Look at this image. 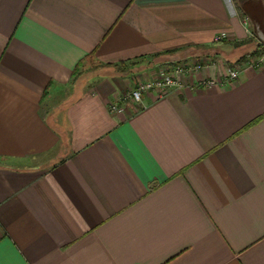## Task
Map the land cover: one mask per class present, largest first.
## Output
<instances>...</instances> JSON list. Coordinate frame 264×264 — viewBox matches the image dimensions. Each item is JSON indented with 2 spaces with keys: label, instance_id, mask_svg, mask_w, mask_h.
<instances>
[{
  "label": "crops",
  "instance_id": "obj_1",
  "mask_svg": "<svg viewBox=\"0 0 264 264\" xmlns=\"http://www.w3.org/2000/svg\"><path fill=\"white\" fill-rule=\"evenodd\" d=\"M256 27L264 0H0V264H264Z\"/></svg>",
  "mask_w": 264,
  "mask_h": 264
},
{
  "label": "built area",
  "instance_id": "obj_2",
  "mask_svg": "<svg viewBox=\"0 0 264 264\" xmlns=\"http://www.w3.org/2000/svg\"><path fill=\"white\" fill-rule=\"evenodd\" d=\"M248 23L244 22L246 26ZM225 39V35L217 36L214 40L215 43H219ZM260 39V38H259ZM262 40V39H261ZM260 48L262 49V55L253 62H247L246 67L257 68L264 62V40L259 41ZM203 68V64L196 63L192 66L178 65L170 69V71H161L154 78L146 81H138L133 89L126 93L123 97L116 100V102L109 103V111L114 113L118 110L119 104L123 100H129L134 104H140L142 97L145 93H155L159 98L165 97L168 92L179 85L178 78L184 74L196 73ZM238 77V71L228 68L224 79L221 77L216 79H205L199 82L200 86H223L229 81H233Z\"/></svg>",
  "mask_w": 264,
  "mask_h": 264
},
{
  "label": "rangeland",
  "instance_id": "obj_3",
  "mask_svg": "<svg viewBox=\"0 0 264 264\" xmlns=\"http://www.w3.org/2000/svg\"><path fill=\"white\" fill-rule=\"evenodd\" d=\"M254 41L256 42V43H259V41L258 40H256L255 38H254ZM258 50V54L254 57V58H251V59H249L247 62H253L254 60H256L257 58H259L261 55H262V49L260 48V44L258 45V47L256 48V51ZM255 52V51H254ZM253 53V52H252ZM243 57V56H242ZM241 57V58H242ZM202 61H200L199 63L200 64H203L204 65V63H201ZM85 65H87V70L88 71H85V70H83L82 72V75L81 74H79V75H81L79 78H76V82H77V80H78V85L80 84V83H82V86L84 85V84H87V82L89 81L90 82V78L93 76V75H95L96 74V72H95V63L92 61V59H91V57L89 58V59H87V62H86V64ZM84 65V66H85ZM84 69V68H83ZM86 69V68H85ZM86 86V85H85ZM84 86V87H85Z\"/></svg>",
  "mask_w": 264,
  "mask_h": 264
},
{
  "label": "trees",
  "instance_id": "obj_4",
  "mask_svg": "<svg viewBox=\"0 0 264 264\" xmlns=\"http://www.w3.org/2000/svg\"><path fill=\"white\" fill-rule=\"evenodd\" d=\"M257 54H258V50L257 51L255 50V52H253L251 54H248V55H245L242 58H240L236 63H241V62H246L247 63V61H248L249 58L255 57ZM81 65H82L81 63H79L77 65V70H78V67H81ZM121 65H122V66H120L121 68L128 67V66H134L133 63L121 64Z\"/></svg>",
  "mask_w": 264,
  "mask_h": 264
},
{
  "label": "water",
  "instance_id": "obj_5",
  "mask_svg": "<svg viewBox=\"0 0 264 264\" xmlns=\"http://www.w3.org/2000/svg\"><path fill=\"white\" fill-rule=\"evenodd\" d=\"M256 31L258 33L259 38H261L262 40H264V36L260 34V32L258 31V28L257 27H256Z\"/></svg>",
  "mask_w": 264,
  "mask_h": 264
}]
</instances>
